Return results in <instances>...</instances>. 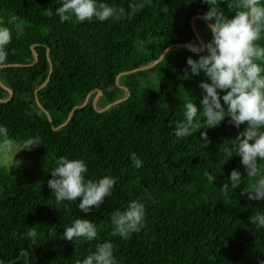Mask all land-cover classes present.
<instances>
[{
  "label": "trees",
  "instance_id": "16d2710c",
  "mask_svg": "<svg viewBox=\"0 0 264 264\" xmlns=\"http://www.w3.org/2000/svg\"><path fill=\"white\" fill-rule=\"evenodd\" d=\"M117 8L134 0H106ZM240 0H224L227 16ZM58 0H0V26L12 31L6 46L7 67L0 68V125L8 142L38 136L40 144L22 151L30 170L0 165V260L4 264H78L97 243L111 241L118 264H262L264 228L253 222L264 213V201H250L243 188L248 178L235 152L223 145L239 129L225 118L208 129L203 146L200 131L177 140L173 134L183 119V104L201 98L203 77L185 76L186 60L203 53L177 47L147 70L123 75L157 61L171 45L200 44L211 39L202 0H151L123 20L61 21ZM196 18V19H195ZM195 19L194 26L191 23ZM264 43V41H261ZM33 50L38 55L35 62ZM48 84L40 88L49 78ZM103 109L126 96L121 103ZM13 95L11 96V93ZM86 106L82 105L88 95ZM50 115V117H49ZM0 145L3 142L0 141ZM231 147V142H228ZM135 152L143 166H132ZM231 155V157H229ZM83 159L87 178H117L112 195L84 214L78 201L57 203L47 181L59 157ZM233 169L242 183L222 189ZM205 172L216 175L213 185ZM146 205V224L127 240L113 235L111 214L129 201ZM91 220L98 240L75 244L62 238L76 218ZM36 227L33 242L26 236Z\"/></svg>",
  "mask_w": 264,
  "mask_h": 264
},
{
  "label": "clouds",
  "instance_id": "9594fccd",
  "mask_svg": "<svg viewBox=\"0 0 264 264\" xmlns=\"http://www.w3.org/2000/svg\"><path fill=\"white\" fill-rule=\"evenodd\" d=\"M208 6L202 19L208 22L211 39L197 44L189 42L186 47L192 53H203L197 59L189 56L184 69L185 76H201L198 85L200 92L199 107L196 97H190L183 104V119L177 122L173 134L181 140L200 131V141L207 146L210 141L207 130L230 118L232 125L239 129L246 127L232 140L223 145L225 153L235 152L248 178H254L247 184L241 195L250 201H264V0H240L233 15L227 16L221 7L224 0H202ZM60 6L56 12L61 21L75 19L79 22L98 20L120 21L131 16L151 0H134L124 7H115L106 0H58ZM12 40V31L7 26H0V68L7 67L8 53L6 46ZM0 141L6 151L12 153V166L22 162L14 160L17 153L31 150L40 144L38 136L26 138L13 145L8 143V129L0 125ZM231 142V147L227 146ZM231 157V155L229 156ZM132 166L140 169L143 161L131 153ZM51 170V179L47 181L53 190L57 203L78 201L77 208L84 214L92 212L112 195L117 184L115 176L105 175L96 179L87 178V164L83 159L59 157ZM207 181L213 185L216 175L205 172ZM242 183L241 172L233 169L222 189H236ZM258 228H264V213H256L252 218ZM113 235L129 239L139 233L146 224V205L140 199L131 200L123 210L111 214ZM26 236L33 242L38 237V230L28 227ZM63 239L75 244L81 240H98L97 226L89 219L76 218L63 230ZM0 264H4L0 260ZM78 264H118L114 256L111 241L97 243L95 250L78 261ZM264 264V262H262Z\"/></svg>",
  "mask_w": 264,
  "mask_h": 264
},
{
  "label": "water",
  "instance_id": "95a60500",
  "mask_svg": "<svg viewBox=\"0 0 264 264\" xmlns=\"http://www.w3.org/2000/svg\"><path fill=\"white\" fill-rule=\"evenodd\" d=\"M196 18H202L201 16H196ZM195 18V19H196ZM195 19H193L192 20V23H191V25H192V27L194 28V30H195V26H194V22H195ZM206 24H207V26H208V22H206ZM195 32H196V35H198V33H197V31L195 30ZM200 39V42L201 43H203V41H202V39L201 38H199ZM177 47H186V44H177V45H171V46H169L163 53H162V55L160 56V58L157 60V61H155V62H153V63H151V64H149V65H147V66H144V67H141V68H138V69H135V70H133V71H129V72H124V73H122V74H120L118 77H117V84L119 85V83H120V79H121V77L123 76V75H127V74H132V73H134V72H136V71H140V70H147V69H150L151 67H153V66H155L157 63H159L163 58H164V56L167 54V53H169L170 51H172L173 49H175V48H177ZM187 48V47H186ZM33 54H34V56H35V62H34V64L38 61V55H37V53L33 50ZM51 73H52V67H51V70H50V75H49V78H48V80L40 87V88H43V87H45L47 84H48V82H49V80H50V77H51ZM0 84L2 85V83H1V80H0ZM3 86V85H2ZM120 86V85H119ZM6 90H8V88H6L5 86H3ZM121 87V86H120ZM11 93V96L13 95V93L12 92H10ZM126 96L124 97V98H122V99H120V100H118L117 102H115V103H113V104H110V105H108L107 107H105V108H103V109H100V108H98L97 107V100H98V97H99V95L101 94V92L99 91V90H97L96 91V96H95V98H94V100H93V104H92V106H93V108L96 110V111H98V112H103V111H105V110H108L111 106H113V105H115V104H118V103H121V102H123V101H126L129 97H130V92L128 91V90H126ZM90 96H91V94L90 95H88V97L86 98V100H85V102L82 104V105H80V106H78V107H76L73 111H72V113H71V116H72V114H73V112L75 111V110H77V109H81L82 107H84V106H86V104L88 103V101H89V99H90ZM8 100L9 99H0V104L1 103H6V102H8ZM49 117H50V115H49Z\"/></svg>",
  "mask_w": 264,
  "mask_h": 264
},
{
  "label": "rangeland",
  "instance_id": "374dc122",
  "mask_svg": "<svg viewBox=\"0 0 264 264\" xmlns=\"http://www.w3.org/2000/svg\"><path fill=\"white\" fill-rule=\"evenodd\" d=\"M8 143L13 146L15 144L13 142ZM14 160H19L22 163L19 166H12V153L10 151H6L4 144L0 145V165L7 167L10 170H30L32 168V163L24 156L22 151L17 153Z\"/></svg>",
  "mask_w": 264,
  "mask_h": 264
}]
</instances>
